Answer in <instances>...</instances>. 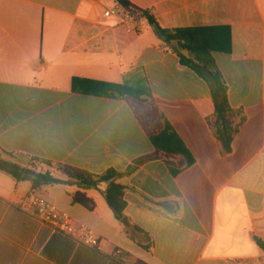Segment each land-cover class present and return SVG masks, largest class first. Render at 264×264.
<instances>
[{"label":"crops","instance_id":"1","mask_svg":"<svg viewBox=\"0 0 264 264\" xmlns=\"http://www.w3.org/2000/svg\"><path fill=\"white\" fill-rule=\"evenodd\" d=\"M167 30L213 29L222 49L181 51L212 64L245 122L231 149L209 123V83L181 62L146 17L129 31L117 0H0V156L67 182L39 187L100 237L97 248L35 217L31 180L0 170V264H238L264 257V0H129ZM110 10L111 15L105 12ZM80 78L151 97L168 123L156 140L176 163L137 160L159 148L130 102ZM47 160L101 174L136 170L127 187L129 231L102 191L68 181ZM83 191L89 210L73 201ZM149 244L150 248L143 245ZM117 249L124 253L114 257Z\"/></svg>","mask_w":264,"mask_h":264},{"label":"trees","instance_id":"2","mask_svg":"<svg viewBox=\"0 0 264 264\" xmlns=\"http://www.w3.org/2000/svg\"><path fill=\"white\" fill-rule=\"evenodd\" d=\"M126 9L133 11L137 16L146 17L150 25L155 29L159 38L166 43L174 51L178 52L181 62L193 68L200 76H202L210 85L213 102L215 104V112L209 123L219 142L225 147L226 151L231 149L234 137L239 132L240 127L246 120V116L241 110L231 107L228 97V86L225 83L222 74L213 67L212 64L202 63L181 53V51L194 46L203 47L204 49H222L217 43V39L213 37V29L195 30L194 33H186L185 30H167L158 23V21L150 14L135 7L129 0H117ZM84 79H73V90L80 92L78 88L79 81ZM88 84L98 87L97 93L105 96L122 97L130 102L133 106L137 118L142 127L151 137L159 150L144 158L137 160L136 164L140 165L153 158H161L169 163L175 164V157L158 146L157 136L162 132L168 131V123L161 114V111L151 97H141L134 89L123 84L99 82L92 80H84ZM41 164L52 167L61 172L68 181L78 184L84 190L90 188L100 189L113 210L115 216L122 220L125 217V209L127 202L125 194L127 187L122 184L119 179L126 174L133 173L137 165H131L124 172L117 171L113 168L108 169L104 173L96 174L88 169L75 167L69 164L54 163L52 161L42 160ZM0 170L8 173L16 180H31L33 189L45 185H53L57 183L67 182L63 179L55 177L52 173L46 171H38L34 164L29 167L21 166L11 160H6L0 156ZM73 201L80 203L89 210L95 208V202L87 197L85 192L77 191L73 194ZM129 231L134 230L142 233L143 230L137 226H130ZM258 244L264 250V241L257 239ZM150 248L149 244L143 245Z\"/></svg>","mask_w":264,"mask_h":264},{"label":"built area","instance_id":"3","mask_svg":"<svg viewBox=\"0 0 264 264\" xmlns=\"http://www.w3.org/2000/svg\"><path fill=\"white\" fill-rule=\"evenodd\" d=\"M124 23L131 25L128 27L129 31L140 32L142 30L137 21V14L131 10L126 9L121 4L117 9ZM106 16L111 15V11L105 12ZM29 209L31 213L39 218L44 223L51 225L55 229L72 236L79 242L93 248H97L100 243V237L89 226L80 223L73 219L68 213L60 210L53 202H51L43 194L38 193L37 190H32L29 194ZM124 253L123 249H117L114 257H119ZM238 264H264V257L257 259L243 258L239 259Z\"/></svg>","mask_w":264,"mask_h":264},{"label":"water","instance_id":"4","mask_svg":"<svg viewBox=\"0 0 264 264\" xmlns=\"http://www.w3.org/2000/svg\"><path fill=\"white\" fill-rule=\"evenodd\" d=\"M122 222L126 225V226H130V221L128 219L127 216H125L123 219H122Z\"/></svg>","mask_w":264,"mask_h":264},{"label":"rangeland","instance_id":"5","mask_svg":"<svg viewBox=\"0 0 264 264\" xmlns=\"http://www.w3.org/2000/svg\"><path fill=\"white\" fill-rule=\"evenodd\" d=\"M39 164H41V163H39Z\"/></svg>","mask_w":264,"mask_h":264}]
</instances>
